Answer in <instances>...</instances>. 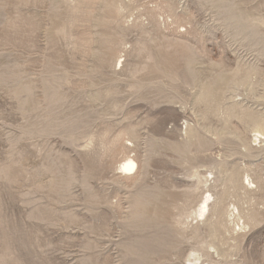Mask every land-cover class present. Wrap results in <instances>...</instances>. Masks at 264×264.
Segmentation results:
<instances>
[{
	"label": "rangeland",
	"instance_id": "obj_1",
	"mask_svg": "<svg viewBox=\"0 0 264 264\" xmlns=\"http://www.w3.org/2000/svg\"><path fill=\"white\" fill-rule=\"evenodd\" d=\"M259 125L264 0H0V264H264Z\"/></svg>",
	"mask_w": 264,
	"mask_h": 264
},
{
	"label": "bare ground",
	"instance_id": "obj_2",
	"mask_svg": "<svg viewBox=\"0 0 264 264\" xmlns=\"http://www.w3.org/2000/svg\"><path fill=\"white\" fill-rule=\"evenodd\" d=\"M264 133V125H259L255 129V140L259 142L261 140V136ZM138 164L134 158L128 157L126 158L122 163H121V169L125 173H135L137 170ZM211 194H209L207 197L204 198L203 203L199 209V215L200 216H205L206 212L210 210V199H211Z\"/></svg>",
	"mask_w": 264,
	"mask_h": 264
}]
</instances>
